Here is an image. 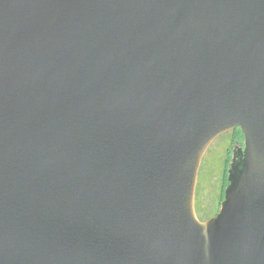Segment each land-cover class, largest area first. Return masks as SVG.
I'll return each mask as SVG.
<instances>
[{
    "label": "water",
    "instance_id": "1",
    "mask_svg": "<svg viewBox=\"0 0 264 264\" xmlns=\"http://www.w3.org/2000/svg\"><path fill=\"white\" fill-rule=\"evenodd\" d=\"M0 264H264V0H0Z\"/></svg>",
    "mask_w": 264,
    "mask_h": 264
},
{
    "label": "rangeland",
    "instance_id": "2",
    "mask_svg": "<svg viewBox=\"0 0 264 264\" xmlns=\"http://www.w3.org/2000/svg\"><path fill=\"white\" fill-rule=\"evenodd\" d=\"M230 139L229 132L221 135L202 158L194 195V210L201 223L211 221L217 216L219 209H223L222 187L229 163Z\"/></svg>",
    "mask_w": 264,
    "mask_h": 264
},
{
    "label": "flooded vegetation",
    "instance_id": "3",
    "mask_svg": "<svg viewBox=\"0 0 264 264\" xmlns=\"http://www.w3.org/2000/svg\"><path fill=\"white\" fill-rule=\"evenodd\" d=\"M229 133H231L230 150L228 152L229 155L227 160L229 163L225 173V178L223 180V187H222L223 193H222L221 205L222 203H224L226 191L234 187L238 175L240 174L244 166V157H243V153L245 150L244 135L239 128L234 129Z\"/></svg>",
    "mask_w": 264,
    "mask_h": 264
}]
</instances>
